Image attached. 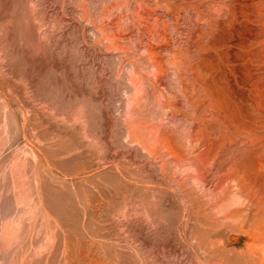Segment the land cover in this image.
Segmentation results:
<instances>
[{
    "label": "rangeland",
    "instance_id": "rangeland-1",
    "mask_svg": "<svg viewBox=\"0 0 264 264\" xmlns=\"http://www.w3.org/2000/svg\"><path fill=\"white\" fill-rule=\"evenodd\" d=\"M0 264H264V0H0Z\"/></svg>",
    "mask_w": 264,
    "mask_h": 264
}]
</instances>
